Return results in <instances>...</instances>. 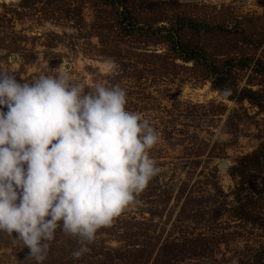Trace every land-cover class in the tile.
Here are the masks:
<instances>
[{
    "label": "rangeland",
    "instance_id": "374dc122",
    "mask_svg": "<svg viewBox=\"0 0 264 264\" xmlns=\"http://www.w3.org/2000/svg\"><path fill=\"white\" fill-rule=\"evenodd\" d=\"M152 1L157 5L148 8ZM124 2L143 24L130 35L120 32L116 13L99 0H0V69L20 83L66 71L85 91L112 86L118 74L126 109L159 133L148 154L160 172L136 202L99 229L78 260L71 256L77 239L58 227L43 264H98L106 248L114 259L105 264H264V158L244 185L235 170L264 144V112L212 88L203 65L173 52L165 31L153 33L177 27L182 17L229 27L238 18L240 29L251 36L254 30L257 40L264 37V0ZM147 24L153 29L146 31ZM180 33L210 63L264 60V44L243 42L239 34L195 33L189 27ZM231 83L238 93L256 91L264 103V77L253 68L232 69ZM28 252L0 235V264H35L26 259Z\"/></svg>",
    "mask_w": 264,
    "mask_h": 264
},
{
    "label": "clouds",
    "instance_id": "9594fccd",
    "mask_svg": "<svg viewBox=\"0 0 264 264\" xmlns=\"http://www.w3.org/2000/svg\"><path fill=\"white\" fill-rule=\"evenodd\" d=\"M85 87L66 71L20 83L0 69V235L35 264L58 227L77 239L74 260L87 254L160 172L148 154L159 133L126 91Z\"/></svg>",
    "mask_w": 264,
    "mask_h": 264
},
{
    "label": "trees",
    "instance_id": "16d2710c",
    "mask_svg": "<svg viewBox=\"0 0 264 264\" xmlns=\"http://www.w3.org/2000/svg\"><path fill=\"white\" fill-rule=\"evenodd\" d=\"M101 4L110 6L114 12L116 13L117 25L122 34H133L137 32L138 29L143 28V24L138 21L136 17H134L132 11L125 5L124 0H99ZM148 8H154L157 3L155 1L146 3ZM122 6V7H121ZM121 8V9H120ZM233 26H227L226 23H217L216 25L211 24L210 22L200 21L193 19L192 17H182L179 18L175 23V26L170 28L161 27L157 28L154 32H166L164 35L165 41L169 42L171 50L176 52L178 56L184 61H192L196 65H203L205 67V71L207 73V77L210 78L212 88L220 90L224 93L225 89H230V94L226 95V97L230 100H250L255 103L260 109L264 112V103L260 102L261 100L258 98V93L253 91L252 89L243 88V90L238 93L237 89L232 86L231 83V71L237 66L240 69L253 68V70L260 76L264 77V60L257 59L255 62L250 57L243 58H230L222 62L221 65H217L214 62H209L207 57L202 54V50L196 46H189L182 41L181 38V30L185 27L191 28L195 33L204 32L206 34H219L222 33L225 36H229L230 34H239L242 38L243 42L253 44L255 46H262L264 44V37L254 40L253 36L255 31L252 32L253 35H248L249 33L246 29H240V21L238 18L233 19ZM153 26L150 24L146 25V31L152 30ZM120 75H113L111 78L114 79L113 85L120 79ZM264 158V144L261 145L259 149L252 152L251 154L243 156L241 159V163L239 166L235 167L236 173L241 176V184L244 185L247 182L254 179L256 175V171L259 169V165L261 163V159ZM245 216L249 220H257L254 215L251 213L244 212ZM259 224H264L261 222ZM111 226V225H110ZM108 226V227H110ZM105 229L107 227H104ZM100 252L103 253L104 260L98 261V264H103L105 261L109 260L113 256V252L110 248H106L104 251L100 249ZM114 259V257H112ZM107 263V262H106ZM105 264V263H104Z\"/></svg>",
    "mask_w": 264,
    "mask_h": 264
},
{
    "label": "water",
    "instance_id": "95a60500",
    "mask_svg": "<svg viewBox=\"0 0 264 264\" xmlns=\"http://www.w3.org/2000/svg\"><path fill=\"white\" fill-rule=\"evenodd\" d=\"M221 165H222L223 168H226L227 167V163L226 162L222 163Z\"/></svg>",
    "mask_w": 264,
    "mask_h": 264
}]
</instances>
